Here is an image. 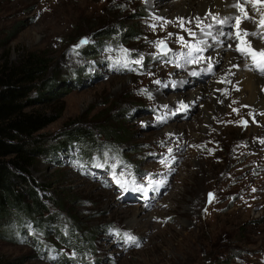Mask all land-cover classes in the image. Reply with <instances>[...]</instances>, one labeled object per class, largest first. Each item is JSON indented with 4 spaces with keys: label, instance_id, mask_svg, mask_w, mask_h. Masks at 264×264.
<instances>
[{
    "label": "rangeland",
    "instance_id": "obj_1",
    "mask_svg": "<svg viewBox=\"0 0 264 264\" xmlns=\"http://www.w3.org/2000/svg\"><path fill=\"white\" fill-rule=\"evenodd\" d=\"M62 1L71 4L47 9L0 0V65L35 54L47 61L46 78L59 88L68 86L51 101L30 102L40 93L37 82L24 101L27 112L58 116L40 132L37 140L44 155L35 158L29 171L45 208L43 216L53 218L56 231L44 234L23 219V235L14 241L0 238V264H264V144L253 148L259 143L253 120L245 116L238 130L227 133L214 119L209 132L216 137L212 156L209 144L196 141V129L207 130L201 126L205 98L186 111L173 100L211 86L220 62L212 64L211 72L206 71L207 62H186L189 49L176 33L184 28L159 22L161 15L179 17L178 10L168 15L149 6L148 1L161 0ZM162 1L167 10L184 0ZM244 23L258 31L255 24ZM106 29L121 36L130 32V37L105 38ZM215 29L206 44H223L216 31L227 38L232 31L227 25ZM248 39L259 42L252 44L255 48H264V39ZM161 40L170 49L167 55L156 46ZM229 43L227 51L251 74L264 78L249 70L251 62L246 64L235 51V37ZM205 48L192 56L215 50ZM141 59V64L123 67L125 60ZM72 129L93 134L98 145L91 164H79L66 150L57 151ZM109 131L119 139L107 138ZM230 136L237 145L248 143L240 160L238 151L226 149ZM149 175L165 181L158 191L131 190L133 180L147 187ZM117 180L129 181L128 190ZM73 229L87 244L73 248L62 240ZM125 233L136 243L127 242Z\"/></svg>",
    "mask_w": 264,
    "mask_h": 264
},
{
    "label": "trees",
    "instance_id": "obj_2",
    "mask_svg": "<svg viewBox=\"0 0 264 264\" xmlns=\"http://www.w3.org/2000/svg\"><path fill=\"white\" fill-rule=\"evenodd\" d=\"M117 35V32L106 29L103 36L111 38ZM118 36L116 40L125 39L130 37V32ZM46 70L47 61L35 54L25 58L21 56L15 63L4 60L0 65V238L8 241L23 235V219L32 222L44 234L51 229L56 231L53 218L43 216L45 208L38 199L29 171L35 158L44 155L45 149L37 140L40 139V132L55 122L58 116L27 112L25 107L28 106L24 103L37 82L40 93L30 102L51 101L68 87L59 88L55 80L46 78ZM109 133L107 138L119 139L117 133ZM64 135L57 151L66 150L68 157L79 164H91L92 152L98 145L93 134L86 129H72ZM77 233L78 230L73 229L68 232V238L62 240L71 243L73 248L87 244L85 236Z\"/></svg>",
    "mask_w": 264,
    "mask_h": 264
},
{
    "label": "bare ground",
    "instance_id": "obj_3",
    "mask_svg": "<svg viewBox=\"0 0 264 264\" xmlns=\"http://www.w3.org/2000/svg\"><path fill=\"white\" fill-rule=\"evenodd\" d=\"M7 1L8 2L15 1L16 4L23 5L25 7H36V8L41 7L47 9L60 6L62 2L66 4H71L70 1H62V0H7ZM79 2L85 3V0H79ZM148 3L149 6H151V8L155 12L163 11V13H167L168 15H171L173 11L177 9L178 10L177 13L180 14L179 17L166 18L163 15L159 16L160 25L163 24L178 25L180 24L181 20H183L184 30L176 32L177 36L179 37L183 36L185 40H188V42H191V44H197L198 42H200V46L204 48L205 46L215 47V50L212 54L203 55L204 57L203 61L208 63V58L211 57L212 64H217V62H220L221 64L219 70L215 73V77L212 82L213 84L211 86L207 85L205 89H201L203 87L198 88V90L196 91L199 93L192 94L188 98H183L182 97L183 95L181 96L179 95L180 96L179 98L173 99L176 100L174 102L176 105L177 104L185 105L186 107H184L183 109L184 111H186L189 108L188 106L190 107L192 105L195 106L199 100L205 98V101H203L205 107L203 110L204 116L201 118V126L205 125L207 127V130L205 133L203 131L204 129H202L201 131V127H199V129H196L199 132V136L196 141H200L202 145L209 144L211 146L209 153L213 156L216 152L215 151L216 143L214 140L216 137L215 136L213 137V134L209 133L214 127L213 120L215 119L220 122V124L222 125L221 130L223 132L233 133L234 130H238L236 128L238 122L245 116L246 119H248L249 116L251 117V120H253L254 122L251 125L253 130V135H255L254 133H256L259 139L258 141L259 143H255L253 148L259 147L261 144L263 145L264 144V95L261 94V91L264 89V78L260 79L259 77H256L255 75L251 74L245 68V66L247 65H245L237 55L231 54L229 51H227L228 50L227 48L230 45L229 43L230 38L225 37L224 35L225 33L221 34L223 33V31L220 30L216 31L217 33H219L218 36L219 42L223 43L220 45L218 43L206 44L207 43L206 39L208 36H205L201 32V28H203L204 31L207 32L211 30L214 31L216 30L215 27H218V25L211 18V16H209V13L221 19L226 17H233L237 15V12L232 7L235 1L234 0H184L183 3H179V5L176 8H171V9L169 8L171 11H169V9L167 10L165 9L168 7L166 6V3L162 0L157 3H152L148 1ZM249 14L253 15L257 20L260 18L259 14L253 13L251 9H249ZM198 21L203 22L199 28L196 26ZM206 25H212V27L208 29L207 27H205ZM241 28L247 29L250 32H254L255 29V27L253 28L250 23H246V24L242 23ZM185 29H191V31L195 32L196 33L195 38L189 36L188 33L185 31ZM179 37H177V40ZM251 43L253 45H256L259 42L251 41ZM257 48L260 49L262 47L261 45H259ZM184 52L186 51H182V53ZM234 66H236V70L234 69ZM183 68L188 69L189 67L185 66ZM162 75H164V72L162 73ZM158 77H162L161 74H158ZM173 79L176 80L174 76ZM170 109H171V105L167 107V110ZM257 114L261 115V117H258ZM203 132L205 134L200 135ZM249 136L250 134L244 136L246 142L249 141ZM226 149L238 151V159L240 160L242 157H244L247 154L245 151L249 150V146L248 143H243L241 146L237 145L236 142L232 140V137L230 136Z\"/></svg>",
    "mask_w": 264,
    "mask_h": 264
},
{
    "label": "snow or ice",
    "instance_id": "obj_4",
    "mask_svg": "<svg viewBox=\"0 0 264 264\" xmlns=\"http://www.w3.org/2000/svg\"><path fill=\"white\" fill-rule=\"evenodd\" d=\"M234 10L238 13L237 15L233 17H226V18H217L216 16L209 13V16L215 21L217 25H227L229 26L232 31L228 33V37L232 38L235 37V39L238 41L237 46L235 48V51L240 53L241 56L244 57L246 64L250 61V67L249 70H254L259 72L261 75H264V48L257 49L252 46L251 41L248 39L249 36H258L261 39H264V0H236V2L232 5ZM249 9L253 13L259 14L260 18L257 20L253 15L249 14ZM245 21H249L256 25L258 31L256 32H249L247 29H242L241 24ZM202 21H198L197 27L199 28L202 24ZM180 26L184 27V22L181 20ZM208 29L212 27V25H206ZM185 31L188 33L189 36L195 38L196 33L191 31V29H185ZM201 32L205 36H211L212 33L210 31L205 32L203 28H201ZM224 34V33H221ZM171 35V34H169ZM178 42L183 45L184 47H187L189 49L187 56L191 59L186 61L190 63H200L204 60V57L202 55H198L196 57L192 56V53H202L205 48L200 46V42L197 44H191L188 41L185 40L183 36L178 38ZM87 43V40H82L81 44ZM206 43V42H205ZM80 45H77L79 47ZM157 48L161 49L162 55H167L170 49H168L167 44L165 41L161 40L157 43ZM231 47V45H229ZM125 57L128 55L127 50H124ZM117 64H120V61H116ZM129 63H135V64H141V60H135V61H127L123 63V67H128ZM208 68L206 69L207 72H211L213 70V66L211 63V57L208 58ZM179 66V64L177 65ZM192 75H197V73L193 72ZM156 83H160L159 81H156ZM186 107L185 105H181V108ZM247 123L246 121L244 122ZM171 151V150H169ZM107 155V154H105ZM166 161L161 160L160 163L164 164ZM165 181L163 180H153L152 177L149 175L147 178V187H145L143 184H136V181H131V190L134 192H142L146 193L149 189H152L153 191H158L159 187L163 185ZM117 184L120 185V187L125 188L127 191L128 188L126 185L129 184V181L124 180L123 182L120 180H117ZM213 194H208V200L209 203H211L213 199ZM125 239L129 243H136L135 237L131 236L130 234L125 233L124 234Z\"/></svg>",
    "mask_w": 264,
    "mask_h": 264
}]
</instances>
